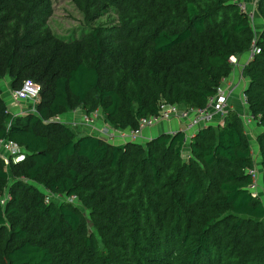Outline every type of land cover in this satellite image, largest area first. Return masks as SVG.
Here are the masks:
<instances>
[{
  "label": "trees",
  "instance_id": "1",
  "mask_svg": "<svg viewBox=\"0 0 264 264\" xmlns=\"http://www.w3.org/2000/svg\"><path fill=\"white\" fill-rule=\"evenodd\" d=\"M70 1L82 23L63 36L51 0H0V78L39 85L23 113L0 94V140L23 149L13 160L0 147V264H264V0L256 34L240 0ZM250 50L240 72L262 127L256 160L231 107L144 141L55 118L99 110L130 128L162 104L201 107L229 57ZM253 166L263 197L248 187Z\"/></svg>",
  "mask_w": 264,
  "mask_h": 264
},
{
  "label": "built area",
  "instance_id": "2",
  "mask_svg": "<svg viewBox=\"0 0 264 264\" xmlns=\"http://www.w3.org/2000/svg\"><path fill=\"white\" fill-rule=\"evenodd\" d=\"M239 7L246 13L247 17L251 21L254 19V1H239ZM250 55L251 50L248 52V58ZM229 59L231 62H233L235 60V56H230ZM228 75L221 79L220 83L216 86L215 91L213 92V94L207 97L206 103L203 106L178 107L174 103L162 104L159 108L158 113L140 116L137 119L136 126L134 127L113 128L111 126H108L105 122L102 121L99 110H93L89 113L82 112L80 115V120H69L66 122L72 125H86L88 126L87 128L90 131H95L99 136L107 140L138 141L140 132L144 127H148L160 120H164L169 117H177L181 118L183 121V124L180 128H182L185 132H187V135H189L200 125H204L208 122L217 123L225 114L226 109L229 107L227 104V97L240 81L241 72L239 76L235 77V79L233 80H231ZM38 89L39 85L36 82L30 79H23L19 87L11 90V96L15 101L26 100L30 103L29 109L34 110L33 103L37 99ZM240 97L242 101L245 102V97L242 89L240 91ZM55 118L61 120L59 119V116H55ZM0 147L1 150L5 151V153L12 155L13 160L20 159L22 157L23 149L16 146L10 140H0ZM247 172L250 174V182L248 184V187L255 193L258 178L257 169L255 166H253L251 168H248ZM6 197L7 194L0 196V203H2Z\"/></svg>",
  "mask_w": 264,
  "mask_h": 264
},
{
  "label": "rangeland",
  "instance_id": "3",
  "mask_svg": "<svg viewBox=\"0 0 264 264\" xmlns=\"http://www.w3.org/2000/svg\"><path fill=\"white\" fill-rule=\"evenodd\" d=\"M51 3H52V9H51L50 15L47 18V23L50 26V28L52 29V31L55 32L56 34L66 36L71 31L72 28L76 29L82 23V15H81L80 11L74 6V4L70 0H51ZM108 14L110 16L112 15L111 13H108ZM107 16L108 15L100 16L99 21L105 20L107 18ZM253 17H255V14L253 15ZM254 22H255V19L252 20V24H254ZM77 32L78 31L76 30L75 33H77ZM236 58H237V56H235V60L233 62H231L232 68L238 67L241 71L242 65L246 62L247 57L244 58L243 61H241V62H238L236 60ZM245 80H246L245 77H243L241 79V81L238 82V83H240L241 88H242V83L245 82ZM0 89H1L0 94H1L2 98L4 99L5 105L7 107L12 103H14V104L16 103L17 105H21V107L19 109L17 108V110H16L17 113H21V112L23 113V111L27 109L26 108L27 105H26L25 101H15L12 98L11 89L7 85V77L6 76H4L3 78H0ZM69 111L63 113L62 115H59V119H61L63 121H67L69 119V117L67 116L68 118H66L65 114L66 113H72L73 114V112L77 111V109L69 110ZM81 113H82V111H80V112L77 111V113L74 116H71L70 118L72 120L78 121L81 118V116H80ZM68 115H71V114H68ZM248 118L249 117H247L246 119L244 118L245 120L242 118V121H243L242 123L244 125V130L246 132V135L248 134L247 136H249L250 147L253 149L252 155H253L254 159L256 160V159H258V154L256 151V147L254 144V138L252 137V131H251V129H252L251 126H253V125L255 126L256 124L252 120L250 122V119H248ZM250 123H252V124H250ZM84 126H86V125H84ZM86 127H88V126H86ZM80 128L83 129L82 127H80ZM0 155H2V157L4 159L6 158V154L3 152L1 153V151H0ZM256 169H257V167H256ZM257 172H258V177H259V173H260L259 168L257 169ZM260 190H261V186H260V184L258 182V178H257L255 191L257 194H259L261 197H263V194L260 192Z\"/></svg>",
  "mask_w": 264,
  "mask_h": 264
},
{
  "label": "crops",
  "instance_id": "4",
  "mask_svg": "<svg viewBox=\"0 0 264 264\" xmlns=\"http://www.w3.org/2000/svg\"><path fill=\"white\" fill-rule=\"evenodd\" d=\"M240 1L251 2V1H255V0H240ZM254 14H255V17H254L255 22L253 24L254 25L253 27H254V31H255V34H256L258 32L259 28L261 27V19H260L259 15L256 12ZM246 57L248 58V51L240 54L239 56H237L236 60L238 62H241ZM239 74H240V69L238 67H234V68L231 69V72H230V74L228 76H229V78L231 80H233V79H235V77H238ZM243 77L244 76H242V74H241V79ZM241 79H240V81H241ZM245 79H246L245 82L242 83V88L240 87V83H238L236 85V87L229 93V95L227 97L228 106L233 108L240 115L241 119L242 118L246 119L247 117H249V112L247 111L246 105H245V103L242 101V99L240 97V91H241V89H243V87L245 86V84L247 82V78L246 77H245ZM15 104L12 103V104H10L8 106L10 111L16 112L17 108L19 109L21 107V105H17V104L15 105ZM77 111L80 112L79 109H77ZM77 111H74L73 114L72 113H66L65 117L66 118L69 117V119L72 120L70 117L74 116L77 113ZM68 114H71V115H68ZM69 119L67 121H69ZM249 119H250V117H249ZM250 122H251V119H250ZM214 123H216V122H214ZM182 124H183L182 119L181 118H177V117H169L167 119L160 120V121L156 122L153 125H150L148 127H144L141 130V132H140V137H139L138 141H141V140L144 141L145 139H148L149 137L157 134L160 131H167V132L173 131L175 129L180 128L182 126ZM250 124H252V123H250ZM81 126H82L84 131H88L89 130L86 126H83V125H81ZM251 127H252V129H251L252 137L255 138V134L258 131H260L262 129V127L259 126V125H255V126L253 125ZM247 137L249 138V136H247ZM115 141L118 142L119 140H115ZM254 144H255V141H254Z\"/></svg>",
  "mask_w": 264,
  "mask_h": 264
}]
</instances>
